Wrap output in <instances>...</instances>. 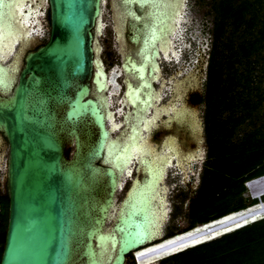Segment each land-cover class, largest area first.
<instances>
[{
	"label": "water",
	"instance_id": "water-1",
	"mask_svg": "<svg viewBox=\"0 0 264 264\" xmlns=\"http://www.w3.org/2000/svg\"><path fill=\"white\" fill-rule=\"evenodd\" d=\"M100 1L47 0V41L26 53L11 96H0L10 203L0 264L92 260L115 196L114 175L99 161L105 128L85 95ZM141 247L121 251L122 262Z\"/></svg>",
	"mask_w": 264,
	"mask_h": 264
},
{
	"label": "bare ground",
	"instance_id": "bare-ground-1",
	"mask_svg": "<svg viewBox=\"0 0 264 264\" xmlns=\"http://www.w3.org/2000/svg\"><path fill=\"white\" fill-rule=\"evenodd\" d=\"M104 3L105 0L100 1L92 29L93 71L85 95L96 106L105 128L99 161L114 175V195L123 190L122 178L124 181L129 178L130 185L115 212L112 213V206L106 209L103 225L93 236L89 264H121V251L143 244L141 249L133 251L135 262L149 264L166 254L192 247L264 216V203H258L217 222L199 225L178 237L156 241L160 239L159 225L167 212L161 197L165 170L174 167L182 173L185 164L199 156L201 142L200 126L193 111L186 114L184 103L174 106L170 101L163 105L154 88L158 78L157 56L159 52L166 56L183 0H113L114 32L122 57L123 88L119 102L128 109L120 124L115 122L105 94L109 87L117 92V75H105L97 44ZM46 4L48 6L47 0H0V33L3 34L0 39V96H11L23 58L39 46V40L33 34L35 28L31 26L37 27L40 8H45ZM174 97L181 99L177 93ZM164 115H168L167 123L171 128L168 133L163 132L158 142H153V133L165 127V120H161ZM71 142L68 151L73 150V138ZM6 149L0 134L1 153L4 154ZM247 188L253 193L251 198L260 197L264 195V180H253Z\"/></svg>",
	"mask_w": 264,
	"mask_h": 264
},
{
	"label": "trees",
	"instance_id": "trees-1",
	"mask_svg": "<svg viewBox=\"0 0 264 264\" xmlns=\"http://www.w3.org/2000/svg\"><path fill=\"white\" fill-rule=\"evenodd\" d=\"M212 11L203 96L208 168L195 197L205 190L207 206L221 202L206 209L198 207L197 199L192 198L191 225L183 232L168 234L165 240L256 205V199L242 198L243 183L264 176V122L241 141L231 142L236 127L250 119L263 100L259 91L264 83V0H212ZM236 66L243 69L237 71ZM191 99L195 104L202 101L197 94ZM225 111L229 114L222 118ZM237 111L240 114L233 117ZM222 162H242L237 173H232V180H220L225 176ZM9 204L8 196L0 193V258ZM158 264H264V217L217 239L166 255Z\"/></svg>",
	"mask_w": 264,
	"mask_h": 264
},
{
	"label": "rangeland",
	"instance_id": "rangeland-1",
	"mask_svg": "<svg viewBox=\"0 0 264 264\" xmlns=\"http://www.w3.org/2000/svg\"><path fill=\"white\" fill-rule=\"evenodd\" d=\"M213 16L212 0H183L182 10L176 23V29L170 37V45L168 51L166 52V56H163L162 52H159L157 56L158 78L154 84V88L158 92L160 102L163 105H166L170 101H173L174 106H179L184 103L185 110L187 111L186 114L190 110L193 111L195 119L198 121L200 126L201 136L200 147H198L200 148L199 156H197L191 163H186L182 173H180L181 171L177 172L178 170L174 167L170 169L167 168L165 170V178L161 185L163 188L161 197L165 203L164 206H166L167 212L166 217H164V220L159 225L158 233L160 240L165 238L170 233L177 234L183 232L191 225L190 203L193 204L192 198L195 197L204 175L203 173L208 168L206 157L209 145L207 143V135L205 132V103L203 101V96L205 92L208 57L211 49L210 45ZM38 19V28L36 26L34 27V24L31 28H35L33 30V34L39 40V45H42L47 41L49 32V11L47 4L45 8H40V15ZM113 21V0H105L101 9L102 28L100 35L97 37V44L99 46L100 63L105 75L107 77L111 73H115L117 75L115 79V83L118 87L117 92H113L111 87H109V89L105 90V94L107 96L108 107L113 112L114 120L120 124L123 120L122 118L124 112H127L128 109L120 106L121 104L119 102L121 100L123 88L122 72L120 70L122 57L119 40L116 38L114 32ZM234 41L236 43L237 39L235 38ZM236 69L239 71L243 68L241 66H236ZM259 92L264 94V83L260 84ZM176 93L180 94L181 99L174 97ZM194 94L199 95V97L202 98V101L197 104L193 103L190 96ZM262 96V103L256 113L253 114L250 119L244 121L242 124L240 123L238 127H236L234 137L231 139L232 143L241 141L243 136L250 134L263 124L264 95ZM238 111L232 113V116H238L240 114ZM228 114L229 112L225 111L222 114V118H226ZM161 120H165L163 123L165 127H163L162 131H155L153 133V142H158L161 139L163 132L168 133L171 128V126L167 123L168 115H164ZM183 120L185 121L186 117H184ZM175 138L176 137H174V139ZM71 150L70 153H72ZM230 163L231 162H222L221 170L225 176L221 177L220 180H232L231 175H234L232 173H237L238 168H240V164H242V162ZM134 166L135 165L133 164V167ZM6 170L7 149L4 154L0 151V193L7 195ZM252 180H248L243 183L244 191L242 193V198L245 200L252 199L251 197L253 193L247 188V184L252 182ZM121 182L124 189L115 194L111 208L113 210L112 213L115 212L120 200H122L125 192L124 190L129 183L127 179L124 181V178L121 179ZM204 191L205 190L201 191L199 195L195 197V200L197 199L196 203H198L196 205H199L198 207H205L207 209L210 205L216 206L220 204L221 201L216 200L207 206L204 200ZM263 217L264 216L257 218L254 221ZM251 222H247L242 225L244 226ZM242 225L240 227H242ZM196 227L194 229H196ZM240 227H234L227 232L216 234L211 238H207L203 242L217 239L224 234L237 230ZM133 254L131 253L126 257L125 264H136ZM162 257L157 260H153L149 264H158Z\"/></svg>",
	"mask_w": 264,
	"mask_h": 264
},
{
	"label": "flooded vegetation",
	"instance_id": "flooded-vegetation-1",
	"mask_svg": "<svg viewBox=\"0 0 264 264\" xmlns=\"http://www.w3.org/2000/svg\"><path fill=\"white\" fill-rule=\"evenodd\" d=\"M191 97V96H190ZM133 176H135L136 174H135V170H134V172H133ZM128 180L127 181H129V183H128V185H127V187H126V189L124 190V191H127L128 190V187H129V185H130V179L129 178H127ZM123 189H124V187H123ZM124 194H125V192H124ZM163 240H165V239H163ZM131 254V253H130ZM132 254H133V252H132ZM129 255V254H128ZM128 255H126L125 256V259H126V257L128 256ZM134 256V255H133ZM135 260V259H134ZM124 264H125V260H124Z\"/></svg>",
	"mask_w": 264,
	"mask_h": 264
},
{
	"label": "built area",
	"instance_id": "built-area-1",
	"mask_svg": "<svg viewBox=\"0 0 264 264\" xmlns=\"http://www.w3.org/2000/svg\"><path fill=\"white\" fill-rule=\"evenodd\" d=\"M255 180H264V176H261L259 178H256ZM253 181V180H252Z\"/></svg>",
	"mask_w": 264,
	"mask_h": 264
},
{
	"label": "snow or ice",
	"instance_id": "snow-or-ice-1",
	"mask_svg": "<svg viewBox=\"0 0 264 264\" xmlns=\"http://www.w3.org/2000/svg\"><path fill=\"white\" fill-rule=\"evenodd\" d=\"M3 38V34L2 33H0V39H2Z\"/></svg>",
	"mask_w": 264,
	"mask_h": 264
},
{
	"label": "clouds",
	"instance_id": "clouds-1",
	"mask_svg": "<svg viewBox=\"0 0 264 264\" xmlns=\"http://www.w3.org/2000/svg\"><path fill=\"white\" fill-rule=\"evenodd\" d=\"M253 199V198H252ZM258 201V200H257ZM263 202V201H262ZM259 203V202H258ZM252 207V206H251ZM246 210V209H245Z\"/></svg>",
	"mask_w": 264,
	"mask_h": 264
}]
</instances>
